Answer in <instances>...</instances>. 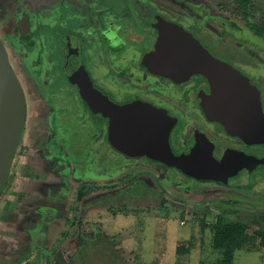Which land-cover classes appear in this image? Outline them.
<instances>
[{
	"label": "rangeland",
	"instance_id": "rangeland-1",
	"mask_svg": "<svg viewBox=\"0 0 264 264\" xmlns=\"http://www.w3.org/2000/svg\"><path fill=\"white\" fill-rule=\"evenodd\" d=\"M24 1L19 0L17 4V1L12 0L8 5L7 12L14 10L19 4L24 10L28 3L34 5L35 8L43 3L48 4L50 9L42 10L36 16L38 18L36 22H30V31L34 32L31 40L22 38L16 30V32L12 31L11 42H14V47L7 41L10 40L6 35L10 28L9 23H6L9 25L7 30L3 28V23L9 18L3 17L0 12V38L8 48L10 63L24 86L27 99V126L19 143V153L11 165V183L0 195V264H45L44 259H41V255L45 254L44 250L26 246L27 236L20 229L23 226L34 228L37 232L42 229L44 243L48 242V246L53 244L65 229L68 238L77 234L75 241H69V239V242L65 243L66 246L72 242V247L77 245L76 247L83 249L80 237L91 242L94 241L96 232L101 234L102 240H115V246L111 251L110 246L107 245L99 248L93 247L90 250V257L87 260L84 258L82 264H98V258L101 255L115 256L119 262H124L123 264H216L219 254L212 249L209 227L223 210L238 211L232 213L233 217L247 215L248 218L245 220L248 223L264 229V178L251 189L223 187L211 182L192 183L199 188L195 192L181 189L180 187L188 188L189 182L186 181L183 184L178 180V182L172 183L168 192H164L159 189L152 177L155 171L165 168L164 166L145 158L132 159L120 156L109 147L105 136L98 143V141L94 142V138L91 139L92 135L84 139L79 135V131L69 133L68 141L77 143L80 147L78 154L75 155L73 153L69 155L61 145L54 148V140L47 130V106L44 105L40 95L36 94L32 84L28 82V73L24 71L23 65L19 62L15 46L43 44L46 46L50 62L61 63L62 58L60 53L57 54V51L59 52L62 45L57 41L56 33L72 32L81 38L83 62L93 81L101 88L108 87L106 90L110 91L113 86H110V77H107L106 72L110 71L107 63L110 54L106 39L102 34V27L110 20L117 27H121L118 36L122 44L118 47L112 46L113 50H117L113 53L115 56L131 55L134 53L135 47L142 49L147 45L146 38H142V46L141 42H133V40H139L138 36L131 39V30L133 25L135 27L136 22L131 21L129 24L121 19V16H125L126 11L128 14L130 12L127 0H90L88 8L85 6L88 0H67L68 14L65 18L60 16L62 11L59 1L62 3V0ZM51 1L55 2L50 4ZM176 1L179 4H174V0H150L151 3L147 4V7L149 11H152L157 9L156 5L170 6L176 10H179L180 6L187 17L190 14L194 15L200 23L205 15L207 17L223 16L235 21L251 37H258L257 41L260 44L256 41L246 44L247 42L243 39V42L249 47L254 46L252 51L247 48L244 52L243 48L241 51L242 43L239 44L238 38L232 33L224 31L217 36L221 32L218 21L215 22L213 19L210 23L206 22L203 25V29L216 34L214 38H211L212 40L210 37L202 40L209 49L252 76V79L258 81L264 91V73H258L255 62L248 58V56L253 57L257 62L258 58L264 57V35H253V30L251 31L253 25L255 28L260 27L264 30V0H253L246 10L240 8L233 0ZM107 11L110 12L106 13ZM144 28L138 29L136 32L142 33ZM129 63H133L129 64V69L136 70L142 79L157 82V79H153L138 66L137 57H133ZM112 78L116 83H126L130 87L136 86L129 76L118 75L117 78ZM159 81V84L165 89L162 92L169 91L174 95L172 100L170 99L172 107L182 110L184 108L183 100L186 103L189 100L188 89L184 85L174 86L166 80ZM66 87L67 89L63 88L64 90L57 88L52 93L55 98L61 96L66 98L63 99L64 102L57 103L62 109L70 99L74 98L73 87L69 85ZM110 92L116 101H124L132 97L120 89H113ZM74 111L78 113V107L75 106ZM191 119L189 118L190 123H192ZM88 124L92 126L90 123ZM195 124L184 128L185 136L188 139L192 136L191 132L195 128ZM179 125L180 123L172 134V144L176 150H180L178 146L182 143V140L178 139L179 136H177V141L175 140ZM86 131L90 132L89 129ZM91 132V134L95 133L92 129ZM203 142L207 144L206 150L211 151L221 160H229L240 154L236 145V148L232 149L233 144L220 140V137H210L209 142L208 139ZM206 144L203 143L204 146ZM260 151L264 152V146ZM56 159L60 160V163H57ZM61 163L65 166L68 175L67 172H64L63 176L58 173L64 168ZM35 169L42 173L40 178L18 180L21 174ZM74 172L76 180L89 182L90 186L93 184L95 193L76 200L75 182L70 177ZM135 175H137V182L149 185L152 190L144 195L142 193L144 187L137 184L134 193L126 194L120 202L121 205H118L121 206L120 213L113 215V212L118 209L115 201L116 196L113 195L116 191L110 190L112 186L107 182ZM176 177L180 179L179 175ZM184 180L187 179L184 178ZM66 184L70 190L64 189L63 195L58 196L56 193L60 191V187ZM56 187H58L57 190ZM17 192L23 193L21 200H18ZM107 192L112 196L102 202L100 197L102 198V195ZM98 199L101 202H98ZM53 213L67 219L68 225L62 221H43L42 223L47 222L45 225L39 221H33L39 216L47 218ZM30 217H33L32 221H27L28 223L22 225L24 220ZM72 221L76 222L74 227L71 226ZM200 221L204 222L203 229H200ZM189 240L193 243L190 252L181 257L177 256L175 254L177 243ZM120 250H123L124 253L119 254ZM80 257L82 258V256ZM232 264H264V253L236 251Z\"/></svg>",
	"mask_w": 264,
	"mask_h": 264
},
{
	"label": "water",
	"instance_id": "water-1",
	"mask_svg": "<svg viewBox=\"0 0 264 264\" xmlns=\"http://www.w3.org/2000/svg\"><path fill=\"white\" fill-rule=\"evenodd\" d=\"M20 28L22 35L29 37L26 17L21 20ZM152 28L153 42L142 53L140 65L147 72L174 83L200 76L208 88L207 92L201 90L197 94L205 118L221 125L226 134L245 145H264L261 91L250 78L215 56L182 25L156 16ZM67 61L68 55L65 64ZM68 79L78 89L90 113L106 120L107 143L120 154L144 156L194 180L225 187L246 188L264 178V157L221 161L196 145L187 152L176 153L170 134L177 118L166 109L142 100L113 101L93 86L81 65ZM25 120L23 88L0 38V191L10 174Z\"/></svg>",
	"mask_w": 264,
	"mask_h": 264
},
{
	"label": "flooded vegetation",
	"instance_id": "flooded-vegetation-1",
	"mask_svg": "<svg viewBox=\"0 0 264 264\" xmlns=\"http://www.w3.org/2000/svg\"><path fill=\"white\" fill-rule=\"evenodd\" d=\"M5 1L6 2L4 3L0 2V4H5L7 7L6 9H4L3 6L0 5L1 6L0 9L4 10L1 12V14L3 17L7 16V19L8 18L9 19L3 23V26H4L3 28L7 30L10 25L9 31L6 32V35L8 36L7 39H10V40H7V41H9L14 47V42L13 41L11 42L12 31L13 32L17 31L18 35L22 36V38L31 40L34 32L32 33L30 31V22H33V23L36 22V20L38 19L36 16H38L42 12V10L46 11V9L49 10L50 8H46V7H49V5H47V6H43L44 8L38 9L40 6H38V8L37 7L35 8L34 5H30V3H28V5H26L25 7L26 9L23 10L19 4L18 6L15 7L14 10H11L8 13L7 12L8 5L11 4L12 0H5ZM15 1H17V4H18L19 0H15ZM66 1L67 0H62V3L59 1V6L61 7V11H62V12L60 11L61 12L60 16H62V18H65L68 14L67 9H66V5H67ZM89 1L90 0L86 1L85 3V6L87 8L90 6ZM24 2H28V1L25 0ZM126 3L130 5V12L128 14L126 11L125 16H121V19H124V21L128 22L129 24L131 23V21L133 22L135 21L136 23H135V27L133 25V29L130 25V28L132 29L131 34H130L131 39L133 40L134 36H138L139 40L138 41L133 40V42H141V46H142L143 45L142 38L144 37L146 38L145 43L147 45L143 46L142 49L135 47L134 53H132L131 55L119 57L118 55L115 56L113 54L117 50H113L112 46L115 45L118 47V46H121L122 44L118 36L119 35L118 31L120 30L121 27H117L116 25H114L113 21L109 19L110 21H108V23L102 27V30H103L102 34L104 35L106 39V43L108 45V50L110 54L109 55L110 57L108 58V61H107L110 71L108 72L107 70L106 72L108 74L107 77H110V80H109V83L111 84L110 86H113V88L111 89L109 88V89L110 91H113V89L114 90L120 89L121 91L122 90L125 91L126 94H130L132 96L128 100L126 99L124 101H116L115 99L112 98L110 94L111 92L106 90L108 87L104 89L95 84L92 77L90 76L88 68L85 66L83 62V57H82L83 45L81 42V38L77 37L72 32L61 31V32L56 33L57 41L62 45L59 52L57 51V54L60 53L61 55V58H62L61 63L55 62V61L50 62V60L47 57L48 53L46 52V48H45L46 46L43 44L39 45L38 43H36L34 44V46L32 44H30L29 46H21V47L15 46L16 54L19 59V62L23 65L24 71L28 73V76H27L29 80L28 82L32 84L34 91H36V94L40 95V97L42 98V101L44 102V105L47 106V115H46L47 130L50 132L52 140H54V143H53L54 148L58 147V145H61L64 147V150H66V152L69 155H72V153L74 155L78 154L79 149H80L79 145L77 143H71L70 141H68L69 133L76 132V131H79V135L83 137L84 139H87L88 137L92 135L91 139L94 138L93 139L94 142L98 141V143H100L101 139H103V137L105 136V141L107 142L106 140V120L96 117L92 113H90L84 101L80 97L78 89L68 79V76L72 74L74 71H76L78 67L81 65L83 66L84 70L87 72L89 79L91 80L93 86H95L96 88L104 92L105 94L109 95V97L113 101L117 103H124V102L132 101V100L147 101L156 107L166 109L172 117H176L177 122L172 128L171 134H170V142H171L173 150L176 153L187 152L194 145L198 146L201 150L205 152L212 153L211 151L206 150L205 147L207 146V144L206 142H203V141L204 140L207 141L208 139V142H209L210 137H213V138L220 137V140L229 141L230 143H232L233 144L232 149L236 148L237 146V149L240 152L238 156L230 158L229 160H221L212 153V155H214L216 158H218L221 161L242 159L244 156H254L257 158L264 157V152L260 151L264 145H245L238 138L226 134L224 130L222 129L221 125H219L216 122L209 121L205 118L204 114L202 113L201 109L198 106L199 100L197 98V94L201 90L207 92L208 88H207V84L200 76H192L186 82L174 83L168 79H165V78H162V77H159V76H156V75H153L147 72L145 68L140 65V58H141L142 53L145 50H148L153 42L155 31L152 28V25L155 22L156 16H161L168 21L176 22L182 25L186 30L192 32L202 42V44L208 49L209 47L202 41L203 38L210 37L211 39V38H214V35L216 34L208 32L207 29H203V25L206 22L210 23V21L211 20L213 21V19L215 22L218 21L221 27V32H219L217 36H219L224 31L228 33H232L235 37L238 38L237 41L239 42V44L242 43L241 51H242V48L244 52L247 48H249L252 51L254 47L252 46V42H251L252 48L246 44H248V42L250 43V41H256L257 43H259V41H257L258 37H251L249 33H246V31L241 29V27H239L235 21L231 19H226L223 16L217 17L218 16L217 15L214 17L212 16L207 17L205 15L202 18L203 20L200 23L198 22L197 18L194 15L190 14V16L187 17V14L185 13V11L181 10L180 6H179V10H176V9L171 8L170 6L156 5L157 6L156 10L149 11L147 4L151 3L150 0H127ZM174 4H179V3L176 0H174ZM108 12L110 11H107L106 13ZM24 17H26L28 20L29 37H24L22 35L23 33H21L22 28H20V25H21V20ZM187 18H190V19L187 20ZM6 23H9V25H6ZM190 27L193 29H191ZM142 28H144L142 33L136 32L138 29H142ZM253 35L255 34L253 33ZM60 37H62L63 39H61ZM74 39L77 40V42ZM243 39L245 40V42H247L246 44L243 42ZM6 49L8 48L6 47ZM213 54L219 57L215 53ZM66 55H68V61L65 64ZM133 57H137L138 66L145 73L149 74L153 79H157V82H154V81L149 82L145 79H142V77L139 74H137L136 70L129 69V64H133V63H129L130 60L133 59ZM248 58H250L252 61L255 62L256 70L259 71L258 73L260 72L264 73V57L262 59L258 58L257 62L255 61L253 57L248 56ZM225 61L235 66L232 62L228 60H225ZM60 64L62 65L61 68H60ZM235 67L238 68L243 74L248 76L251 82L254 83L259 88V90L261 91V98H262L263 109H264V91L260 83L256 80H253L252 76L243 72L241 68L237 66ZM118 75H122V76L124 75L125 77L126 76L131 77L132 83H134L136 86L130 87L126 83H120V82L116 83L112 77L117 78ZM17 77L19 78L18 74H17ZM159 80H166L174 86L184 85L188 89V92H189L188 99L189 100L187 103L183 100L184 108L182 110L174 109L172 107L170 99L172 98V96L174 97V95L172 94V92H169V91L162 92V90H165V89L163 86H161V84H159L160 83ZM20 83L22 85L23 92H24L25 99H26L25 89H24V86L21 80H20ZM64 84L66 86L68 85L72 86L73 91L75 92L73 93L74 98L70 99L67 102L68 104L66 103L62 109V107L57 105V103L64 102L63 101L64 96L55 98L52 95V93L53 91L57 90V88L67 89V87ZM114 87H116L117 89ZM164 95H166L167 97ZM176 101H179V100L176 99ZM75 106L78 107V111H77L78 113L74 111ZM72 113H74L75 115H73ZM191 114H192V117H191ZM189 118L193 119V120L191 119V121L193 124L196 123L195 124L196 126L191 132L192 136L189 137L188 139V137L185 136L184 128L187 127L188 125L189 126L193 125L192 123H190ZM87 122L90 123L92 126H90ZM179 123L180 125L178 126V131L176 132L177 134L176 136L174 134V136H175L176 141L178 138L177 136H179L178 139H181L182 143L179 144L178 146L180 150H176L172 144V134L176 126ZM26 126H27V99H26V120H25L24 130ZM83 126H85V128H82ZM86 129H89L90 132L87 133ZM91 129L95 131V133L91 134L92 133ZM73 135L77 136L75 134ZM202 142L206 145L204 146ZM199 144L201 145L199 146ZM67 145L71 148H69ZM112 150L115 153L125 158H132V159L145 158L147 160H150L158 164L157 161L148 159L144 156L135 155V156L127 157L115 151L114 149ZM180 177L182 176L180 175ZM186 181L190 182L189 184L196 183L189 179L185 180V182ZM198 183H203V182H198ZM254 185H252L251 187H246V188L239 187V188L240 189H249V188L251 189L253 188ZM36 219L37 218H35L34 220Z\"/></svg>",
	"mask_w": 264,
	"mask_h": 264
},
{
	"label": "trees",
	"instance_id": "trees-1",
	"mask_svg": "<svg viewBox=\"0 0 264 264\" xmlns=\"http://www.w3.org/2000/svg\"><path fill=\"white\" fill-rule=\"evenodd\" d=\"M228 1V0H226ZM235 4H237L240 8L243 10H246L250 7L252 0H233ZM253 30V33L259 36L264 35V30L260 29V27L255 28V26L251 27V31ZM21 140V139H20ZM20 143V142H19ZM71 148V147H70ZM18 149H19V144L16 150L15 156L18 155ZM14 156V158H15ZM56 159L57 163H60ZM159 165H162L158 163ZM61 165L64 167L62 168V171H57L60 173L62 176L64 172H67L65 169V166L61 163ZM165 168H160L161 170L155 171L153 173L152 177L156 184L158 185L159 189H161L164 192H168L169 189L172 186V183L178 182H185V179H189L193 182H203L206 183V181H196L190 177H186L183 174H180L178 171H176L174 168L167 167L165 165H162ZM55 168V167H54ZM38 169V168H37ZM28 171L25 172L24 174H21L19 176L18 180L22 179H29V178H40L42 176V173L37 172L36 170ZM169 170V171H168ZM76 171V170H75ZM69 173L67 172V175ZM73 174L70 175L71 179L74 180L75 182V188L74 190L76 191V200L83 199L85 197H88L89 195L95 193L93 184L90 186L89 182L82 181V180H76V176ZM176 175H181L180 179L176 177ZM137 175L135 176H127L124 177L123 179L121 178L118 179L117 181H112V182H107L109 183L112 188L110 190H114L116 192L113 193V195L116 196L115 201L117 202V206L120 204V202L124 199V196L126 194H133L135 190V186L137 184L141 185L144 187L142 193L145 195L147 194L152 188L150 189V186L147 184H144L143 182H137ZM12 179L11 171L8 176V179L6 180L4 186L2 187L0 191V195L2 192L10 186ZM70 179V180H71ZM190 183V182H189ZM195 183V184H196ZM213 183V182H211ZM216 184V183H215ZM218 185V184H217ZM96 186V185H95ZM183 186V185H182ZM221 186V185H219ZM224 187V186H223ZM58 187L55 189L57 190ZM109 189V187H107ZM120 189V190H115V189ZM183 190H188L195 192L197 189V185H192L189 184V187H180ZM235 188V187H233ZM70 190L68 187V184L63 185L60 187V191L56 193L58 196L63 195V190ZM109 191V190H108ZM125 193V194H124ZM18 200H21L23 197L22 192H17ZM109 196L111 197L112 195L109 194V192L104 193L102 195V202L107 201ZM161 196V194H160ZM101 200L98 199V202H101ZM157 202V200H156ZM121 205V204H120ZM159 207V206H157ZM166 207V206H165ZM55 210V209H54ZM121 206H118V209L113 212V215H117L120 213ZM238 211L233 210L231 212L227 210H223L222 213H219L215 217V221H213V224L209 227V230L211 232V246L214 251H216L219 254V257L217 259L216 264H232L234 261V255L236 251L243 250V251H256V252H262L264 253V229L257 227L251 223H248L245 219L248 218L246 216L242 217H233L232 213H237ZM33 217L26 218L22 225L25 223H28L27 221H32ZM33 221H39L42 223L43 221H62L65 223V225H68L67 219L61 218L58 214L53 213L51 216H48L47 219L45 216H39L37 217L36 220L33 219ZM47 223V222H46ZM45 222L42 223V225L46 224ZM76 222L72 221L71 226H75ZM200 229H203L204 222L200 221L199 223ZM21 231L24 232V234L27 236V241H26V246H31V247H37L38 249H42L45 251V254L42 256L41 259H44L45 264H82V261L84 258L87 260L88 257L91 255V249L93 247H102L107 245L110 248V251L113 250L115 244L114 239H106L102 240L101 234L99 232L95 233V239L94 241H88L87 239H84L80 237L81 242L83 243V249H80V247H72V242L71 244H68L67 246L65 243H68L71 240H74L77 238V234L73 235L68 238L67 231L66 229L61 233V236L57 238V240L48 246V242L45 241L44 243V237L42 236V229L39 230L40 233L37 232L34 228H28L23 226V228H20ZM42 237H41V236ZM67 238V240H66ZM70 239V240H69ZM69 240V241H68ZM79 240V239H78ZM46 244V245H44ZM191 240L189 241H179L176 245L175 249V254L179 257L186 255L190 252L191 246H192ZM27 253V252H26ZM115 253V252H114ZM124 253L123 250L119 251V254ZM118 254V255H119ZM82 256V258L80 257ZM124 262H119V259L116 258L115 256L111 257L107 255H101L98 258V264H123Z\"/></svg>",
	"mask_w": 264,
	"mask_h": 264
},
{
	"label": "crops",
	"instance_id": "crops-1",
	"mask_svg": "<svg viewBox=\"0 0 264 264\" xmlns=\"http://www.w3.org/2000/svg\"><path fill=\"white\" fill-rule=\"evenodd\" d=\"M252 1H253V0H252ZM0 2H3V3H4V2H6V1H5V0H0ZM52 2L54 3L55 1H51L50 4H51ZM47 5H48V4H44V3H43V4H40V7H39V8H38V7H37V8H38V9H41V8H44L43 6H47ZM1 6H3L4 9L7 8L5 4H1ZM1 6H0V7H1ZM46 8H50V7H46ZM46 10H47V9H46ZM2 11H4V10H3V9H0V12H2Z\"/></svg>",
	"mask_w": 264,
	"mask_h": 264
}]
</instances>
